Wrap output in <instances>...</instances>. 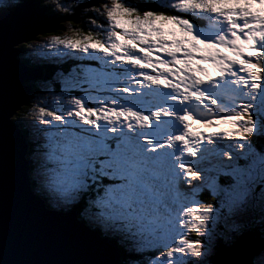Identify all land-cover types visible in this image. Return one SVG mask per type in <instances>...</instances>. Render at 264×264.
<instances>
[{
	"label": "snow or ice",
	"instance_id": "6c2138e0",
	"mask_svg": "<svg viewBox=\"0 0 264 264\" xmlns=\"http://www.w3.org/2000/svg\"><path fill=\"white\" fill-rule=\"evenodd\" d=\"M0 264H264V0H0Z\"/></svg>",
	"mask_w": 264,
	"mask_h": 264
},
{
	"label": "water",
	"instance_id": "95a60500",
	"mask_svg": "<svg viewBox=\"0 0 264 264\" xmlns=\"http://www.w3.org/2000/svg\"><path fill=\"white\" fill-rule=\"evenodd\" d=\"M32 0H25L20 4H28L31 3ZM50 35V34H45ZM43 35V36H45ZM42 36H38L36 40ZM10 75L12 76L13 80L17 83L30 81V80H40L43 78L44 72L39 67H30L26 66L25 63L19 59V57L15 58V60L10 65ZM25 258L37 260V261H54V260H69V259H76L78 256L67 249H61L58 247H50L45 246L38 248L28 254Z\"/></svg>",
	"mask_w": 264,
	"mask_h": 264
},
{
	"label": "rangeland",
	"instance_id": "374dc122",
	"mask_svg": "<svg viewBox=\"0 0 264 264\" xmlns=\"http://www.w3.org/2000/svg\"><path fill=\"white\" fill-rule=\"evenodd\" d=\"M54 2H55V0L52 3H54ZM47 3H49V2H47ZM62 27L67 28L68 25L67 24H63ZM56 34L63 35V33H56ZM49 39H50V35L49 36H43V37L38 38L35 42L46 41V40H49ZM25 58L26 59H30V56H25ZM91 66L95 67L94 64L91 65ZM205 67H207V65H205ZM48 99L51 100L52 98L51 97H48ZM28 119H32V117L29 116ZM190 123H192V131H194V132L195 131H199V132H202V133H205V134H207L209 132H219L218 129H228V128L231 127L228 124H218L215 127H203L201 124H197V123H194V122H190ZM205 199H212V197L211 196H208ZM210 202L211 201L209 200V203ZM195 235H196L195 233H191V232L189 233V236L190 237H193L194 238ZM256 239H257V237H256Z\"/></svg>",
	"mask_w": 264,
	"mask_h": 264
},
{
	"label": "trees",
	"instance_id": "16d2710c",
	"mask_svg": "<svg viewBox=\"0 0 264 264\" xmlns=\"http://www.w3.org/2000/svg\"><path fill=\"white\" fill-rule=\"evenodd\" d=\"M77 27H80V26L77 25ZM28 63H29V60H28ZM28 63H27V64H28ZM44 71H45V76H47V75L50 74L51 69H49V68H44ZM24 111H26V109H24V110L22 111L21 115L24 114ZM18 115H19V113H18ZM205 200H206V202H209V200L212 202V199H205ZM258 243H259V242H258Z\"/></svg>",
	"mask_w": 264,
	"mask_h": 264
}]
</instances>
